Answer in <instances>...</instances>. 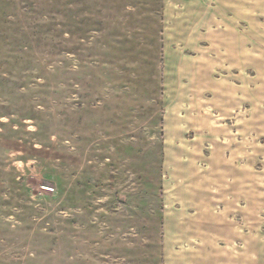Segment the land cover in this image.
Instances as JSON below:
<instances>
[{
  "label": "rangeland",
  "instance_id": "1",
  "mask_svg": "<svg viewBox=\"0 0 264 264\" xmlns=\"http://www.w3.org/2000/svg\"><path fill=\"white\" fill-rule=\"evenodd\" d=\"M199 174V264H264V0H0V264H143Z\"/></svg>",
  "mask_w": 264,
  "mask_h": 264
},
{
  "label": "crops",
  "instance_id": "2",
  "mask_svg": "<svg viewBox=\"0 0 264 264\" xmlns=\"http://www.w3.org/2000/svg\"><path fill=\"white\" fill-rule=\"evenodd\" d=\"M199 174V183L189 179H182V183L190 182L184 185L183 196L179 197V209L175 207L171 196H155L156 199L148 201L149 213H162L161 225L156 220L158 225L151 228L145 226L141 230L143 236H139V231L130 227L128 230H120L117 227L116 233H111L106 237L108 242L115 241L116 245L131 247L135 240H140L141 244L149 250L147 258L143 264H199V213H214L210 210V200L207 197V189L212 179L205 178ZM209 178V179H208ZM192 183L191 186H188ZM138 200L142 203V197L132 198L131 210L128 213H139ZM158 200V204L154 203ZM154 204H153V203ZM121 203V202H119ZM123 203V202H122ZM114 204L110 210L103 213H109L117 217V213H124L123 204ZM98 213H102L100 210ZM175 216L177 219H175ZM158 219V218H156ZM103 230L105 227L102 228ZM106 233V232H105ZM115 264H120L121 261H114ZM128 264H138L132 260Z\"/></svg>",
  "mask_w": 264,
  "mask_h": 264
}]
</instances>
